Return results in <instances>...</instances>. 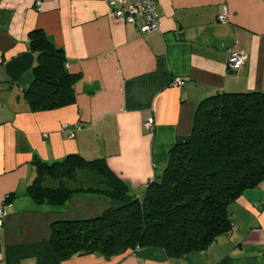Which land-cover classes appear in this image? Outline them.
I'll return each instance as SVG.
<instances>
[{"label":"crops","instance_id":"crops-1","mask_svg":"<svg viewBox=\"0 0 264 264\" xmlns=\"http://www.w3.org/2000/svg\"><path fill=\"white\" fill-rule=\"evenodd\" d=\"M40 1V9L36 3ZM226 11L227 21L217 16ZM157 31L141 34L115 17L107 0H0V264H264V180L229 207L232 229L207 248L169 257L145 247L105 257L60 260L51 248L54 222L94 218L111 207L102 177L78 169L64 203L35 202L26 188L33 163L76 153L103 158L141 196L165 169L176 140L190 134L198 104L221 92L264 93V0H157ZM41 29L78 76L74 102L32 110L24 96ZM244 58L236 71L229 53ZM182 81V87L171 85ZM152 117L153 131L143 127ZM72 129L73 137L63 125ZM60 180L44 176L42 185Z\"/></svg>","mask_w":264,"mask_h":264},{"label":"trees","instance_id":"trees-1","mask_svg":"<svg viewBox=\"0 0 264 264\" xmlns=\"http://www.w3.org/2000/svg\"><path fill=\"white\" fill-rule=\"evenodd\" d=\"M36 52L33 80L24 96L32 110L44 111L75 100L78 76L65 69L61 48L41 29L29 33ZM37 176L26 193L37 202L64 203L77 189L64 186L78 169L102 177L111 207L97 217L54 222L51 248L60 259L86 254L105 257L161 248L169 257L202 251L232 229L228 207L264 180V93L221 92L197 106L190 134L176 140L165 169L146 184L141 196L115 175L103 158L76 153L52 163L38 159ZM60 180L42 185L43 177Z\"/></svg>","mask_w":264,"mask_h":264},{"label":"built area","instance_id":"built-area-1","mask_svg":"<svg viewBox=\"0 0 264 264\" xmlns=\"http://www.w3.org/2000/svg\"><path fill=\"white\" fill-rule=\"evenodd\" d=\"M107 3L112 7V13L115 17L121 18L128 24L133 25L137 31L141 34L157 31L159 29V20L156 12L157 0H107ZM40 1H37V9H40ZM220 22L227 21L226 11L220 13L217 16ZM244 63L243 56L238 52L229 53L227 67L231 71L238 70ZM174 87H182L181 80L176 79L171 82ZM143 127L147 131H153L154 121L152 117H147L143 121ZM64 131H66L69 137H73V130L63 125ZM4 216L3 208H0V225L2 224V218ZM136 247L135 249H137Z\"/></svg>","mask_w":264,"mask_h":264}]
</instances>
